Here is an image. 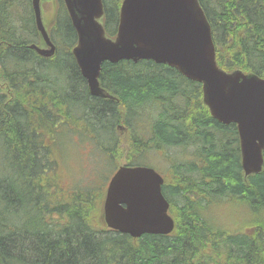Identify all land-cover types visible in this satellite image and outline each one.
<instances>
[{"label":"trees","instance_id":"trees-1","mask_svg":"<svg viewBox=\"0 0 264 264\" xmlns=\"http://www.w3.org/2000/svg\"><path fill=\"white\" fill-rule=\"evenodd\" d=\"M102 1L115 38L123 0ZM199 1L220 67L264 77V0ZM57 3L49 29L57 53L46 59L30 48L39 43L32 0H0V264H264V165L245 176L236 126L210 116L200 85L152 61L104 63L100 86L118 102L91 96L72 54L76 32ZM81 146L100 153L103 182L153 152L187 148L190 157L168 160L175 231L134 239L108 230L93 166L70 162L89 156ZM223 199L246 202L256 216L246 232L203 218L206 201Z\"/></svg>","mask_w":264,"mask_h":264},{"label":"water","instance_id":"water-1","mask_svg":"<svg viewBox=\"0 0 264 264\" xmlns=\"http://www.w3.org/2000/svg\"><path fill=\"white\" fill-rule=\"evenodd\" d=\"M63 2L77 35L72 54L91 96L118 102L100 86L104 63L168 65L187 79L203 83L205 102L215 119L237 125L245 175L263 167L264 79L218 68L212 28L199 0H123L115 38L106 35L102 0ZM32 8L39 45L30 48L42 58L52 59L57 47L49 28L56 19V0H32ZM161 184L158 174L149 168H119L104 202L107 227L134 238L172 232L174 222L167 216Z\"/></svg>","mask_w":264,"mask_h":264},{"label":"rangeland","instance_id":"rangeland-1","mask_svg":"<svg viewBox=\"0 0 264 264\" xmlns=\"http://www.w3.org/2000/svg\"><path fill=\"white\" fill-rule=\"evenodd\" d=\"M154 119L153 121H155ZM187 148L183 147H171V148H165L163 149L161 158L163 160H171L176 158H181L182 155L190 157L187 153H185ZM81 151L84 152L86 156V159H82L83 155L79 154L77 157L73 158L71 162V165H75L78 168H81L82 163L86 161L87 163L91 164L93 166V170L91 168V173L93 175L92 181L97 183L93 186H96L95 192L98 193V197H103L104 191L106 192L107 185L109 181L103 182V180L100 178V168L97 169L99 165L100 160V153L98 151H94L93 153L87 152V147L81 146ZM193 153V149H190ZM161 158L157 155L149 156L148 160L145 162H141L140 165L148 166L151 168H154L157 172L164 171L166 169V164L161 161ZM88 164V165H89ZM97 165H99L97 167ZM76 167H73L72 170H70L71 175H75L80 172ZM96 167V170H95ZM174 174H176L174 172ZM91 175V174H90ZM110 180V179H109ZM92 194V193H91ZM93 195V194H92ZM94 196V195H93ZM96 197V198H98ZM104 202V199H103ZM103 202H102V209H103ZM97 203L100 205L101 200L99 199ZM205 207V213L203 215V218H209L216 226L228 231L229 233H235L240 234L241 232L247 231V224L249 221L256 218L254 214L249 210L248 206L246 205V202L243 201H237V200H219V201H206L204 203ZM208 205H210L212 212H208ZM102 225V224H101ZM135 241V240H134Z\"/></svg>","mask_w":264,"mask_h":264},{"label":"bare ground","instance_id":"bare-ground-1","mask_svg":"<svg viewBox=\"0 0 264 264\" xmlns=\"http://www.w3.org/2000/svg\"><path fill=\"white\" fill-rule=\"evenodd\" d=\"M263 161H264V157H263ZM263 165H264V163H263ZM263 168V167H262ZM262 168L258 171V172H255V173H253V174H257V173H260L261 171H262ZM154 169V168H153ZM244 171V170H243ZM244 174H245V172H244ZM252 175V174H251ZM246 176V175H245ZM248 176H250V174L249 175H247L246 177H248ZM174 231H172V232H170V233H168V234H165V233H161V234H152V235H166V236H168V235H171L172 233H173ZM143 236V235H142ZM142 236H140V237H138V238H134V239H139V238H141Z\"/></svg>","mask_w":264,"mask_h":264}]
</instances>
